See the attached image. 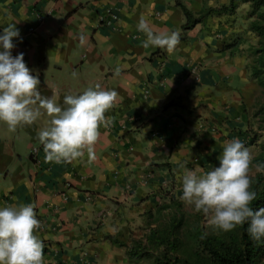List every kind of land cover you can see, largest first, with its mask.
Here are the masks:
<instances>
[{
	"label": "crops",
	"instance_id": "1",
	"mask_svg": "<svg viewBox=\"0 0 264 264\" xmlns=\"http://www.w3.org/2000/svg\"><path fill=\"white\" fill-rule=\"evenodd\" d=\"M245 5L0 0V34L10 23L19 29L11 53L24 54L41 81V95L63 106L65 95L95 84L119 93L91 163L87 154L71 163L45 161L38 133L46 115L15 132L0 122V207L34 205L45 264H125L134 232L149 234L181 203L179 178L186 169L218 166L224 142L232 139L253 159L258 155L264 89L252 75L253 52L243 43ZM184 8L199 18L189 28ZM141 16L156 30L180 33L171 54L142 46L146 37L136 27ZM33 147L38 159L30 154Z\"/></svg>",
	"mask_w": 264,
	"mask_h": 264
},
{
	"label": "clouds",
	"instance_id": "2",
	"mask_svg": "<svg viewBox=\"0 0 264 264\" xmlns=\"http://www.w3.org/2000/svg\"><path fill=\"white\" fill-rule=\"evenodd\" d=\"M136 27L145 34L144 48L171 54L180 42V33L156 30L146 16L139 18ZM14 37H19V29L10 23L0 34V122L15 132L46 115L47 125L38 133L45 161L71 163L87 154L88 162H93L99 129L111 124L106 113L116 104L119 93L95 84L79 94L65 95L61 106L56 99L41 95V81L26 65L24 54L12 55ZM252 160V153L239 139L225 141L218 166L208 171L186 169L179 178L181 201L203 213L210 227L227 232L247 224L251 239L261 241L264 207L254 210L251 206L256 199L249 175ZM177 164L185 167L179 161ZM256 170L264 171V165H256ZM40 227L31 203L0 207V264H45L44 243L35 234Z\"/></svg>",
	"mask_w": 264,
	"mask_h": 264
},
{
	"label": "trees",
	"instance_id": "3",
	"mask_svg": "<svg viewBox=\"0 0 264 264\" xmlns=\"http://www.w3.org/2000/svg\"><path fill=\"white\" fill-rule=\"evenodd\" d=\"M248 3L254 14V19L248 24V29L264 41V0H240ZM230 8H233L231 2ZM186 16L185 28L191 27L199 18H192V14L184 8ZM202 16V15H201ZM192 18V19H191ZM257 60L252 66V75L258 84L264 88V44L257 48ZM255 165H264V145L261 151L253 159ZM264 171L259 172L252 179L251 190L255 192L256 199L252 202L253 209L264 207ZM181 204V203H180ZM179 203L176 205L178 207ZM181 219L172 216L170 221L151 228L146 237V243L142 244L141 252L146 258H152L151 264H257L264 256V239L254 241L247 232V224L237 226V234H207L203 228H199L197 236L200 241V250L191 256H185L180 252L182 246L178 237V229ZM148 249L147 252L145 250ZM140 251V250H138ZM143 254V253H142ZM141 254V256H142Z\"/></svg>",
	"mask_w": 264,
	"mask_h": 264
},
{
	"label": "rangeland",
	"instance_id": "4",
	"mask_svg": "<svg viewBox=\"0 0 264 264\" xmlns=\"http://www.w3.org/2000/svg\"><path fill=\"white\" fill-rule=\"evenodd\" d=\"M242 17L245 18V21L243 23L245 30L250 32V34H247V31H246L245 34H243L245 38V42L243 43L246 44V46L253 52V55L251 56L253 57L252 62L253 64H255L258 58L256 50L262 44H264V41L260 43L259 38L255 36L254 33H252L248 29L249 22L254 19L253 11L251 10L248 3H246V5L244 6V9L242 10ZM251 56H249L250 59H251ZM259 172L261 171H257L256 165L252 162V167L249 173L251 179H253ZM263 175H264V172H263ZM173 215L181 219L180 221L181 226L178 229V237L182 244L180 248V252L184 253L185 256L187 255L191 256L194 252H198L200 250V241H199V237L197 236V232H198L197 230L200 227L203 228L207 234L212 233V234H218L222 236V234H224L225 232V231H221V230L210 227L208 225L207 218L204 216L203 213L196 212L192 206H188L184 204L182 201L178 207H176L175 209L171 207V209L167 210L166 215L160 216L158 221L156 222V225L168 223V221H170ZM225 233L226 234H237V227L233 229L232 231H227ZM146 237H147V233L142 232V230H136L134 232L132 239L130 238L128 240V243L126 246L128 258L125 264H151L152 263V258H146L144 256V252H141V248L144 247L142 244L146 243ZM139 242H141L142 244H138ZM148 249L150 250V248H147L145 252H147ZM257 264H264V256H262L259 259Z\"/></svg>",
	"mask_w": 264,
	"mask_h": 264
},
{
	"label": "built area",
	"instance_id": "5",
	"mask_svg": "<svg viewBox=\"0 0 264 264\" xmlns=\"http://www.w3.org/2000/svg\"><path fill=\"white\" fill-rule=\"evenodd\" d=\"M108 21H109V20H107L106 22L108 23ZM37 151H38V147H33V148H31V151H30V154H31L32 156H34L35 159H38V157H37ZM88 198H89V197H88Z\"/></svg>",
	"mask_w": 264,
	"mask_h": 264
}]
</instances>
